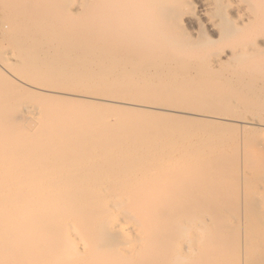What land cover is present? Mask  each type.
I'll return each instance as SVG.
<instances>
[{"label": "bare ground", "instance_id": "6f19581e", "mask_svg": "<svg viewBox=\"0 0 264 264\" xmlns=\"http://www.w3.org/2000/svg\"><path fill=\"white\" fill-rule=\"evenodd\" d=\"M247 125L264 0H0V264H264Z\"/></svg>", "mask_w": 264, "mask_h": 264}, {"label": "rangeland", "instance_id": "374dc122", "mask_svg": "<svg viewBox=\"0 0 264 264\" xmlns=\"http://www.w3.org/2000/svg\"><path fill=\"white\" fill-rule=\"evenodd\" d=\"M192 26H190V28H189L190 30L194 29V26L193 27ZM6 75L8 77H10L13 81L15 80L17 83L20 82L19 80H16V78L12 77L11 75H9L7 73H6ZM21 82L19 84L24 85ZM25 87H28V86H25ZM29 89L33 90V88H30V87H29ZM34 90H36V89H34ZM36 91L37 92L40 91V95H42V98H43V96L47 95V93L43 94L41 90L37 89ZM69 92L70 93L61 92V94L60 93L48 94L46 96V97H48L46 103L50 104V103H52V101L54 102V100H57V102L61 101L60 103H63V105L66 106L67 108H70L73 105H79L80 103H84L83 100L86 99L84 94L77 93V92H74V91H69ZM62 93H64V94H62ZM38 94H39V92H38ZM76 94H77V96H76ZM79 94H80L81 97L79 96ZM86 100L90 101L92 99H86ZM97 102L99 103L100 101L96 100L95 103L94 102L93 103L98 105ZM101 104L103 106L100 105V103H99V105H98L99 108L102 107L101 109L104 110V111H107V112H109V110H111V108L113 107L112 106V102H109V101H103ZM27 105H29V104H27ZM113 105H115V104L113 103ZM163 112H165V111H163ZM96 114L97 113L94 112V115H92L91 117L96 116ZM162 114H164V113H162ZM127 115L128 114H126L125 116L127 117ZM40 119H43V115L41 116ZM232 125L235 128V131H239V132L241 131L242 128L240 127V125H237V124H232ZM246 127L249 130H251V134L249 135V139H247V140L245 139V140L239 141L238 145L236 146V149H235V151L238 154V167H239L240 174H241L240 179H239V188H240V198H239V200H240V207L241 208H243V206H244V203H243V200H244V196H243V191H244L243 181H244V178H243V175L245 174L246 176L249 177V176H251L252 174L255 173V171H253V169H251V164H250L251 161L254 160V162H256L257 160H260V161L264 162V156H262L264 154H262L255 146V142L257 140H262L264 138L263 129L261 127H259V126H254V125H247ZM258 165H259V163H258ZM261 182L263 183L262 185L264 186V178L261 180ZM239 236H240V242H243V239H244V236H245V234L243 232V229L240 230ZM248 257H249L248 253H246V251L243 250V248H242L240 250V252H239L240 264H245V262H246V264H250V261H249Z\"/></svg>", "mask_w": 264, "mask_h": 264}]
</instances>
